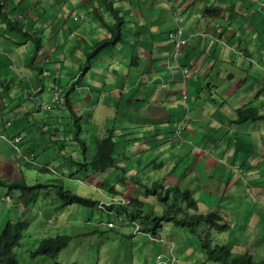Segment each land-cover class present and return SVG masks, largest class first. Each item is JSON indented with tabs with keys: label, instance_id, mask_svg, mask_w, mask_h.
<instances>
[{
	"label": "crops",
	"instance_id": "obj_1",
	"mask_svg": "<svg viewBox=\"0 0 264 264\" xmlns=\"http://www.w3.org/2000/svg\"><path fill=\"white\" fill-rule=\"evenodd\" d=\"M58 1L61 0H47L51 4L50 11L56 9V6L53 5ZM114 1L124 18L122 39L118 44L110 45L101 51L89 62L88 57L92 47L99 39L107 35V29L99 24V20L93 12L92 4L95 1L62 0L73 8V12H76L73 14V19L80 21L81 24H78L77 28L63 25L64 31L70 30V32L67 36L68 41L62 45L56 42V36L49 38L48 44H44L41 38L40 47H44L45 52L43 61L38 65H36L37 60L31 64L39 69V74L25 73L28 81H24L16 75L21 80L22 88L16 86L14 91L17 92L18 89H21L25 94L32 87L31 85H33L32 88L42 83L51 86L54 77L58 76L55 81L63 88L67 98L74 101L72 106L75 113L82 116L83 123L93 122L95 118L98 123L103 122L102 132L104 131L105 134L106 129H111L110 135L113 136L115 145H117L118 136L114 119L126 126L121 129L120 133V135H126V138L119 137L118 141H128L129 134L135 135L132 141L125 144L126 149L121 146L118 152L127 153V159L135 160L136 167L140 170L146 167L144 165H149L148 162L154 156L160 158L165 153L170 154V160L174 164L170 171H173L175 167L178 170L181 169V174L179 172L173 178L170 177V181L179 182L177 184L180 186L182 180L190 176L195 182L192 185L195 191L198 190L196 185L198 181L210 182L212 180L214 183L223 181L227 184L231 196L234 192H243L245 196L250 197L252 202L259 204L264 212V0ZM31 2V0H27V4H29L26 5L27 12L32 10ZM2 3L3 9L8 12L6 7L9 5V0H4ZM37 4L39 6V1ZM84 6L92 7V10L88 11L92 19H88L87 16L81 17L83 14L77 13V8ZM205 7L210 8L206 15L204 14ZM37 8L35 13L39 14L42 19L45 17V21L48 18L53 31H57L61 26L55 24L57 16L54 19H49V16L54 15V12L49 14L50 11L46 9H42L40 12L39 7ZM175 8L176 11H174ZM101 9L105 10L104 7ZM175 12L181 14L184 34L188 38L178 59H172L175 41L168 35L175 28L173 23ZM26 13H22L27 16L26 22L22 24L25 27L24 30L42 37L40 33L34 31L33 25L32 28L30 27L31 22L28 16L31 13L28 15ZM35 17L38 16L35 15ZM104 17L112 20L110 14ZM129 17L133 19L129 21ZM83 21L84 24H82ZM2 23L4 22L1 20L2 35L10 34L9 37L7 36L10 39L9 43L6 42L3 47L12 49L11 43L14 42L12 40L20 41L21 38H18L16 32L9 30L7 26L5 28ZM135 26L141 32V35L137 34L136 40L132 37ZM90 29L94 30L91 43L87 42L86 36L80 32ZM200 32H209V34L203 33L202 36L199 34ZM21 34L24 35V33ZM126 42H128V46L132 47L130 51L124 46ZM67 43L69 45L65 47ZM3 47L0 45V49ZM25 50L20 48L19 55L22 62L26 64ZM240 51L244 53H240ZM128 53L129 57L131 56L130 60L125 59ZM8 54L11 53L0 52V64L6 60L4 56ZM149 56L153 62L152 66L140 72L144 75L138 74L141 60L145 61ZM252 58L255 59V62L251 61ZM121 61H130L128 71L126 66L122 72L115 68L117 62L121 63ZM53 62H62L63 68L56 66L55 71L53 70L54 74L53 72L46 73L50 68L48 64ZM187 67L188 69L183 70ZM95 68L97 72L94 71ZM88 72H91L89 80L86 76ZM29 83H31L30 86ZM209 89L214 90V93H209ZM183 91L184 96L182 95ZM216 94L218 99H214V104L210 107L208 104L210 97ZM47 95L50 98L49 92ZM125 96H127V101H124ZM195 97L198 98L197 101H194ZM187 98L189 102L185 101ZM77 102L78 106H76ZM186 103L190 109L187 108ZM5 105L7 104L5 103ZM250 106L259 108L263 118L243 123L235 122V119L238 118L236 109H246ZM214 107L219 113L218 117L207 115L209 108ZM5 111L4 109L2 112L0 109V119H2L3 129L7 130L13 123L10 119H4ZM69 112L72 113L70 107L68 110L63 105L57 107L54 112L47 113L50 114L51 121L56 124L60 116L65 117L66 114L68 117ZM45 113L37 109L34 102L30 101L25 110L20 111L17 118L23 127L17 132L11 130L14 132V136L21 135L22 140L27 138L31 140V143L25 144L29 152L33 151L31 149L33 145L39 144L37 140H44L43 137L39 138L35 134L32 125L38 123L42 124V127L45 126L44 128L48 127L49 121L44 116ZM87 113H93V115L89 117L88 121H84ZM113 114H115L114 117ZM192 115H194V119H192ZM198 117L200 118L197 120ZM180 122H184L183 126L179 125ZM189 126H191L190 134L197 138L195 141L188 140L183 136V132ZM87 128L85 126L86 130ZM173 130H177L178 135H174ZM88 131L91 132V129L88 128ZM2 134L6 135L1 137ZM94 136L97 138L96 140L101 138L96 137L97 131ZM67 137L69 135L65 133L57 136L56 140L64 142L67 141ZM0 139L5 146L10 147V151L14 153V159L22 157L19 152L26 149L24 142L18 141L14 137L19 145L18 148H15L12 141L9 140V135L5 132L0 133ZM71 139L69 138V140ZM152 139L154 144L149 142ZM130 148L143 152L152 150L158 153L156 155L144 153V157L136 156L134 159H129ZM85 151L87 152V148ZM26 157L29 160L32 156ZM188 158H191V161L194 160L197 165H201L200 171L191 165L186 166L185 162ZM24 159H26L25 156ZM9 160L12 159L0 155V163ZM28 160L26 159V162ZM120 160L117 159V162ZM157 164L160 165L157 166ZM235 165L244 168L245 173L235 170ZM128 166L135 169L132 163L126 165V167ZM162 166L161 162L156 163V167ZM185 166L195 169L194 171H197L199 176L183 171ZM126 167H123L124 173L129 170ZM225 169L227 173H230L229 177L224 171ZM209 171L211 172L208 173ZM129 174L132 175L131 172L128 173V176ZM139 175L142 174L140 172L133 174L135 177ZM91 176L96 179V176L88 173L85 179L89 180ZM235 176L238 178L236 184L232 182ZM108 180L106 178L107 184ZM155 180L159 179H154L153 182ZM80 181L82 182V180ZM256 184L259 185L255 187ZM113 186L117 187V184ZM240 186L241 190H239ZM116 191L121 192L118 188ZM232 208L233 206L226 210H215L224 213ZM171 236L172 234L169 235V237Z\"/></svg>",
	"mask_w": 264,
	"mask_h": 264
},
{
	"label": "rangeland",
	"instance_id": "obj_2",
	"mask_svg": "<svg viewBox=\"0 0 264 264\" xmlns=\"http://www.w3.org/2000/svg\"><path fill=\"white\" fill-rule=\"evenodd\" d=\"M31 1L33 7L29 12H27L28 9L26 8V5H29L27 4V0H9V5H7L8 8L6 7V9L8 10V13L11 15V17L23 18L24 22H26L27 16H24L22 13L27 12V15L31 13L30 16H28L30 17L29 20L31 22L30 27L32 28L33 25L34 31L42 35L41 38L43 39L44 44H48L49 38L54 36H56V42L59 45L66 43L68 41L67 36L70 30L64 31L63 25H66V27L71 25L73 28H77L79 27L78 24H81L80 21H75L73 19V14L76 13L73 12V8L62 2V0L58 1L57 4L54 3L53 6H56V9L53 11H50L51 4L47 2V0ZM38 1L40 3L39 6H37ZM94 1L97 4H101V0ZM92 6H94V3ZM37 7H39L40 12L42 9L50 11L49 14L54 12L53 16H49V19H54V17L57 16V21L55 24L61 25L57 31H53V27H51V21L48 20V18L45 21V17L42 19L39 14L35 13V9ZM204 9V14H208L210 8L205 7ZM91 10V6L89 8L85 6L79 7L77 8V13L83 14L81 17L85 18V16H87L88 19H92L88 12ZM19 12L21 14L18 15L17 13ZM35 15L38 17H35ZM175 15H180V13L175 12L174 18ZM105 18L107 19V17ZM132 19L133 18L129 17V21ZM108 20L112 21L109 18ZM2 24H4L6 28L5 23ZM82 24H84V21ZM134 29L135 30L132 37L134 40H136L137 34L140 33L141 35V32L140 30L136 29V26ZM80 32L86 36L87 42L91 43L94 30L90 29L88 31L83 30ZM171 32L172 31L168 33L169 37L173 36L170 34ZM203 33L204 32H200L199 34L202 35ZM205 33L209 34V32ZM16 34L19 36L18 38H21V40L18 41L16 39H11L14 41L11 43V49L8 47H3L6 42L9 43L10 39L7 38V36L9 37L10 34H7V36L5 34L2 35L0 31V45L3 47L0 49V52L8 51L11 53L4 56L6 60L0 64V109L2 112L4 109L6 110L4 119H10V121L13 123L10 128L7 127L8 129L4 130L2 119H0V133H7L9 135L10 141L14 140V137H16V140H21L24 142V147L26 149L19 152L22 156L20 159H14V153L10 151V147L8 145L5 146V144L0 139V155H4L12 159L8 162L2 161V163L5 162L4 164L0 163V173H2L0 174V230L4 227L7 221L27 220L30 223V226L26 230L22 239V244L15 249L19 264H54L57 261L61 263L76 264H220L206 260V256L201 247L200 241L195 235L189 232L187 228L165 222L163 226L159 228V231L154 233L153 230L146 229V225H150V220L145 219L144 214L139 215L136 213L137 218H133L132 220H130L125 215L120 214L119 216L116 215V220H114L112 215L115 214V209H103L105 207L112 206L113 200L115 203V199L110 198L112 194L108 192L107 187L117 184V188L121 190V193L117 194L119 195V203L125 204L132 196H136L147 200L145 202V208L148 207L149 210L153 208L157 212L161 213L163 210L162 203L157 200L156 196L146 195V189L142 188L141 183L144 182L147 185L152 186L153 180L159 179L168 183V185L177 184L179 182L170 181V177L173 178L179 172L181 174V169L178 170L175 167L176 170L174 169L173 171H170L174 164H172L170 160V154L167 153L161 155L160 158H156V156L151 158V161L148 162L149 165H144L146 167H144L143 170H140L138 167H136V161H129L127 159V153L122 154L120 151L118 152L121 146L123 149H126L125 144L128 141H132L135 135L132 133L129 134V137H127L129 139L128 141H118L119 137L126 138V135H120L122 132L121 129L126 126L125 124L123 125L121 122H118L117 119H114V123L116 124L117 128L116 135L118 136L117 145H115L116 150L114 151V156H117L115 159H121L118 164H121L122 168L126 167V165L129 163H132L133 167L135 166V169H132L128 166L126 167L129 168L127 173H124L122 169L118 168H110L106 171H100L97 173L91 169L87 170L86 166H81L79 162L90 160L95 153L97 147V138H95L94 133L97 131L96 137L102 138V136L105 137L112 130L106 129L104 134V131L102 132L104 129L103 122L98 123L97 119L95 118L93 122L83 123L82 116L79 115L81 116L82 132H80L78 135L85 140V143H87L86 152V149L82 147L81 142L77 141L79 140L77 139V125L74 122V116L71 117V112H69L68 117H66V114L64 115L65 117L60 116L57 123L54 124L51 121L49 114L54 111L51 110L52 112H50L49 110L42 108L40 101L33 93V90L35 87L41 86L44 89L58 92V99H60L58 106L61 107L64 105L68 108L70 107L71 111L74 101L67 98V94L63 91V88L55 81L58 76L54 77L51 86L42 83L32 88L33 85H31L32 89H28L25 94L21 89H18L17 92L14 91L16 86L22 88L20 85V79H24V81L27 79L25 73H34L36 75L39 74V69L35 68V66H32L31 64L35 63L36 60V65H38V63L41 64L43 61V56L45 55L44 47H40L42 42L39 44L36 43V41L32 39L31 35L25 36L17 32ZM187 41V37L185 42L180 41V51L179 49L175 50L178 55H180L182 52L183 46L187 43ZM127 44L128 42H126L124 46L130 51L132 47L130 45L128 46ZM68 45L69 44L67 43L65 47ZM20 48L21 50L26 49L24 53L25 60L27 62L26 64L25 62L23 63L22 59L20 58ZM125 59H131V56L129 57V53L126 55ZM172 59L178 58L173 56ZM129 62L130 61H121V63L117 62L115 68L119 72H122L126 66L125 68L128 71ZM140 63L141 65L138 67V74L144 75L140 72H142L145 68L152 66L153 62L151 56H149L145 61L141 60ZM61 64L62 62L49 63L48 66H50V68L46 71V73L53 72L54 74L55 67L59 66V68H61ZM246 66H248V64H246ZM186 69H188V67L184 70ZM94 71L97 72V69L95 68ZM16 75L20 79H18ZM86 76L89 80L91 77V72H88ZM30 84L31 83H29V86ZM55 86H58L60 90L53 89ZM209 93H214V90L209 89ZM42 94L44 95L45 99L49 101V97L45 90L42 91ZM217 94L210 97V101L208 103L210 107L214 104V99H218ZM182 95L184 96V91L182 92ZM197 100L198 98L195 97L194 101ZM30 101L34 102L35 107L41 112H46L44 116L48 118L49 125L46 128H44L45 126L42 127V124L38 123L32 125L35 134H37L39 138L43 137L44 140H37L39 144L32 146L31 149L33 151L30 153L33 156L28 160L26 156H28L29 149L25 146V144L28 145L31 143V140L28 138L22 140L21 135L14 136V132L12 131L17 132L18 129L23 127L22 123L17 121V118L20 115V111L25 110ZM124 101H127V96L124 97ZM185 101L189 102V99L187 98ZM5 103L7 105H5ZM78 105L79 104L77 102L76 106ZM186 106L188 109H190L187 103ZM56 108L57 107H54V110ZM85 115L86 120L84 121H88L89 117L92 116L93 113H87ZM114 115L115 114H113V117ZM207 115H215L218 117L219 113L214 107L209 108ZM199 118L200 117H198L197 120ZM202 118L205 120L203 116ZM192 119H194V115H192ZM100 121H102V119H100ZM85 126L86 128L88 127L91 129V132L88 131V128L86 130ZM55 127L56 129H54ZM190 129L191 126H189L186 131L183 132V136L187 137L188 140H197L194 135L190 134ZM178 131L173 130L174 135H178ZM65 133L69 135V137L66 138L67 141L61 142L56 140L57 136H61L62 134L64 135ZM5 135L6 134H2L1 137ZM69 138L72 139L69 140ZM188 140L187 142H189ZM149 142L150 144H154L153 139ZM144 153L156 155L158 152H153L152 150L143 152L142 150L130 148L129 159H134L136 156L144 157ZM24 156L28 160L27 162L26 159H24ZM84 157H88V159H85ZM158 162H161L163 166L156 167V163ZM185 163L186 166L191 165L200 171L201 165H197L194 160L191 161V158H188ZM186 166L183 167V171L190 172L197 177L199 176L197 171H194L195 169ZM183 171L182 174L184 173ZM224 171L227 173L226 169ZM129 172H131L132 175L129 174L128 176ZM135 172H140L142 175L135 177L133 176ZM210 172L211 171L208 173ZM87 173L96 176V179H94L93 176H91L89 180L85 179ZM95 173H97V175H95ZM74 176L80 177L82 182L77 181V178ZM165 176L168 178H163ZM227 176L229 177L230 173H227ZM16 178L25 179L26 183L29 185V188L23 190L19 185H16L15 188L10 189L9 187L5 186V180L10 181ZM106 178L109 179L108 184L106 183ZM151 178L152 180H150ZM237 181L238 178L235 176V179L232 182L236 184ZM60 182V187L63 186L64 189L70 190L71 192L73 191L77 194L79 193V195H86L96 198L97 200L100 199L99 203L89 207L72 204L61 208L62 200L56 194L58 189L57 185ZM194 183V180L188 176L187 179L184 178L182 180L180 187L182 189H190L193 191V195L200 202V210H226V208L233 206L232 209L223 213L227 214L226 217L230 221L232 233L230 230L222 234L217 232L214 236L215 239L217 238L219 241L226 242L228 245L234 247V250L232 249L233 254L242 252L241 250L243 248H247L255 255L256 259L263 258L264 212H262L259 204L252 202L250 197L248 195L245 196L243 192L237 191L234 192L233 196H231L230 191L227 189V184L223 181H218L216 183H214L212 180L210 182L206 180H202L201 182L198 181L196 184L198 190L196 191L192 188ZM258 185L259 184H256L255 187ZM94 186H99V188ZM241 189L242 187L240 186L239 190ZM161 233L163 236H161ZM57 234H68L71 236V240L69 244L56 256H33L31 254V251L38 246L39 241L42 238ZM170 234H172L171 237H169ZM161 237H163L162 241ZM168 241L174 242L169 245L166 243ZM231 241H234L235 243L237 242L239 245H232L230 243ZM174 246H178L177 256L173 254ZM161 257L165 258L160 260Z\"/></svg>",
	"mask_w": 264,
	"mask_h": 264
},
{
	"label": "trees",
	"instance_id": "obj_3",
	"mask_svg": "<svg viewBox=\"0 0 264 264\" xmlns=\"http://www.w3.org/2000/svg\"><path fill=\"white\" fill-rule=\"evenodd\" d=\"M0 1V19L6 24L7 28L17 33H24L25 36L32 37L36 43L41 42V37L35 33L30 34L25 31L23 19L19 20L17 17H11V15L5 11L3 3ZM94 3L93 12L99 20L100 24L107 29V35L99 39L97 43L92 47L91 53H89L88 61H92L99 52L105 50L110 45L118 44L122 39V27L124 25V19L120 14V8L115 5L114 0H101V4ZM104 7L105 10L101 9ZM110 14L112 21L104 17V15ZM71 117L74 116L75 124L77 125V140L81 142L82 147L86 149L85 140L78 134L82 132L81 116L75 113V110L71 107ZM238 118L235 119L237 123H243L248 120H259L263 116L260 113L259 108L248 107L246 109H236ZM76 130V129H75ZM97 147L93 157L85 162H79L81 166H86V169H91L94 172L106 171L110 168L123 169L121 164H118L114 156L115 140L113 136L108 133L105 137L96 140ZM83 154V153H81ZM85 154V153H84ZM160 164H157V166ZM161 165H163L161 163ZM234 166V165H233ZM235 170L245 173L244 168L235 165ZM127 175V174H126ZM5 186L10 189L19 185L23 190L29 188L25 179H12L5 180ZM125 182V180H124ZM142 188H145L146 195H153L157 197L163 205V210L157 212L153 208H145L146 199L132 196L125 204H113L109 206L110 209H115V214L112 215L114 220L116 215L123 214L130 220L136 217V213L139 215L144 214L145 219L150 220V225H146V229L153 230L154 233L159 231V228L166 223H172L173 225L187 228L189 232L197 237L200 241L201 247L205 253L207 261H213L220 264H264L263 258H255V255L247 248H243L239 253L233 254L232 249L234 247L228 245L226 242L215 239V234L218 232L222 234L228 230L231 232V225L227 214H223L219 210L207 211L200 210V202L193 195L190 189H182L177 184L168 185V183L162 180H155L152 186L142 182ZM61 182L57 185L58 189L56 194L61 198V208L78 204L85 207L97 205L100 199L89 197L86 195H79V193L71 192L64 189L61 186ZM108 192L112 196H117L115 186L107 188ZM106 190V191H107ZM124 193V192H123ZM145 195V197H146ZM143 222V221H142ZM30 223L27 220L7 221L4 227L0 230V264H19L17 254L15 252L16 247L22 244V239L26 230L29 228ZM71 240V236L68 234H57L50 237H44L39 241L38 246L31 251L33 256H56L63 248H65ZM227 240V239H224ZM223 240V241H224ZM174 241H168L167 244L171 245ZM232 245H239L234 241L230 242ZM178 246L173 247V254L177 256ZM248 250V251H246ZM165 257H161L163 259ZM160 262V261H159ZM54 264H76V263H61L55 262Z\"/></svg>",
	"mask_w": 264,
	"mask_h": 264
},
{
	"label": "built area",
	"instance_id": "obj_4",
	"mask_svg": "<svg viewBox=\"0 0 264 264\" xmlns=\"http://www.w3.org/2000/svg\"><path fill=\"white\" fill-rule=\"evenodd\" d=\"M17 19L21 20L23 18H18L17 17ZM75 19H78V17H75ZM174 19H175L176 23L179 22L178 15H175V18ZM170 34L173 35V40L174 41L175 40L178 41V39L176 38V36H179V38H180L179 40L180 41H183V42L186 41V37L184 35V31H183V28L181 26H178ZM176 49H181L180 48V45L176 46ZM177 55H178V53L173 49V51H172V57L173 56H177ZM53 89L60 90L58 86H55V88H53ZM44 90L46 91V93H48V92L51 93V97H50L49 101L46 100L45 97H44V95L42 94V91H44ZM33 93L35 94V96L40 101V105L42 106V108H44L46 110L51 111L53 109L54 104L60 102V99H58L59 94L56 91L44 89L41 86H37L33 90Z\"/></svg>",
	"mask_w": 264,
	"mask_h": 264
},
{
	"label": "bare ground",
	"instance_id": "obj_5",
	"mask_svg": "<svg viewBox=\"0 0 264 264\" xmlns=\"http://www.w3.org/2000/svg\"><path fill=\"white\" fill-rule=\"evenodd\" d=\"M205 33V32H204ZM172 39H173V36L171 37ZM176 38L178 39V41H176L175 40V48H174V50H176V46H178L179 45V43H180V38H179V36H176ZM101 40V39H100ZM179 51H180V49H179ZM240 53H244L243 51H240ZM176 58H178L179 57V55H177V56H175ZM251 61L252 62H255V59L254 58H252L251 59ZM185 68H183V70H184ZM50 97H51V93H50ZM50 99V98H49ZM59 103V102H58ZM58 103H55L54 104V106H53V109H52V111H54V107H59L58 106ZM68 108V107H67ZM68 110H69V108H68ZM183 119V118H182ZM180 120V119H179ZM181 121V120H180ZM183 124H184V122H180L179 123V125L180 126H183ZM111 130V129H110ZM110 133H112V131L110 132ZM12 141V143H13V146L15 147V148H18V141H16V140H11ZM87 144V143H86ZM28 156H33L30 152H28ZM116 157V156H115ZM31 158V157H30ZM118 158H116V160H117ZM119 163V162H118ZM123 170V169H122ZM74 177H76L77 178V181H80V180H82V179H80V177H78V176H74ZM71 179H73V178H71ZM81 182V181H80ZM142 185V184H141ZM96 188H98V186H95ZM116 189H117V187H115ZM119 195H117V196H111L110 198H114L115 199V203H114V200H113V204H121V203H119ZM112 200V199H111ZM99 203V202H98ZM66 207V206H65ZM109 207H105V208H103V209H108ZM108 212V211H107ZM89 222V221H88ZM90 223V222H89ZM110 228V227H109ZM161 236H163L162 234H161ZM163 240V237H161V241Z\"/></svg>",
	"mask_w": 264,
	"mask_h": 264
},
{
	"label": "clouds",
	"instance_id": "obj_6",
	"mask_svg": "<svg viewBox=\"0 0 264 264\" xmlns=\"http://www.w3.org/2000/svg\"><path fill=\"white\" fill-rule=\"evenodd\" d=\"M177 9L175 8L174 11H176ZM179 17V22L176 23L175 19L173 20V23L175 24V28L173 30H175L178 26H181L183 28V25H182V16L181 14L178 15ZM172 30V31H173ZM184 31V30H183ZM185 35V34H184Z\"/></svg>",
	"mask_w": 264,
	"mask_h": 264
}]
</instances>
